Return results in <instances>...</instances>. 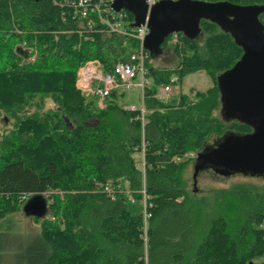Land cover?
<instances>
[{
	"label": "trees",
	"instance_id": "1",
	"mask_svg": "<svg viewBox=\"0 0 264 264\" xmlns=\"http://www.w3.org/2000/svg\"><path fill=\"white\" fill-rule=\"evenodd\" d=\"M198 1L264 8V0ZM124 11L132 27L134 17ZM260 21L264 28V10ZM200 27L196 39L183 33L165 39L162 48L173 47L178 58L173 69L152 66L145 49L154 88L143 91V122L141 109L120 104L118 92L101 108L76 86L81 66L97 61L112 73L139 51L138 39L111 33L97 20L89 28L54 0H0V225L24 211L28 197L49 194L47 215L33 217L40 230L25 250L27 264H258L264 258V187L237 184L200 195L188 184V168L211 137L253 131L225 119L218 87L242 47L213 22L202 20ZM197 72L214 86L170 104L158 97L159 85ZM188 153L196 156L184 158ZM107 185L115 199L104 192ZM143 190L146 220L128 209L127 191L142 202Z\"/></svg>",
	"mask_w": 264,
	"mask_h": 264
},
{
	"label": "water",
	"instance_id": "2",
	"mask_svg": "<svg viewBox=\"0 0 264 264\" xmlns=\"http://www.w3.org/2000/svg\"><path fill=\"white\" fill-rule=\"evenodd\" d=\"M113 9L130 12L133 28L147 26L144 48L151 56L162 49L169 36L183 33L191 39L198 38L202 20L217 24L233 37L243 55L218 77L222 112L226 120L245 123L253 131L225 134L214 147L197 154L194 179L204 169L224 177L264 175V28L260 21L264 8L229 2L162 0L149 9L146 0H114ZM23 210L33 217H45L47 201L35 195Z\"/></svg>",
	"mask_w": 264,
	"mask_h": 264
},
{
	"label": "rangeland",
	"instance_id": "3",
	"mask_svg": "<svg viewBox=\"0 0 264 264\" xmlns=\"http://www.w3.org/2000/svg\"><path fill=\"white\" fill-rule=\"evenodd\" d=\"M204 37L200 38L202 44ZM150 63L156 68L173 69L178 65V58L174 54L173 47H163L157 53L151 56ZM151 88H154L153 84H150ZM214 86L212 79L204 72H197L185 77L181 83L178 84V80L175 82V86L172 91L161 97V100L165 103H173L178 100L181 94H192L196 92H205ZM157 89V88H156ZM118 94H121L120 104L134 106L140 108L143 104L142 91L140 88L124 89L120 88L116 90ZM51 103L48 102V107H51ZM221 138L213 136L207 142V147H214ZM196 156V155H195ZM135 160L139 168L143 167V157L140 154L135 155ZM195 165L193 162L187 171L188 184L190 189L196 193L203 195L207 191L219 188H229L237 184L257 185L264 187V175L262 176H247L242 174H236L231 176H220L216 174L212 169H204L199 172L197 178L194 179ZM48 195H42L48 203ZM32 198V197H31ZM31 198L26 199V203ZM25 203V204H26ZM128 209L133 214H139L144 212V205L142 202L131 203L128 201ZM11 223L7 224V223ZM40 230V225L33 220V216L27 215L24 211L10 216L7 220L0 225V264H27L25 261V250L30 243L31 239L35 236L34 233ZM25 253V254H24ZM263 259H257L256 263L260 264Z\"/></svg>",
	"mask_w": 264,
	"mask_h": 264
},
{
	"label": "built area",
	"instance_id": "4",
	"mask_svg": "<svg viewBox=\"0 0 264 264\" xmlns=\"http://www.w3.org/2000/svg\"><path fill=\"white\" fill-rule=\"evenodd\" d=\"M162 0H146V3L151 9L154 5ZM114 0H54V4L62 9L67 7L72 10L73 18H81L87 20L88 27L91 28L94 21L97 20L109 32L123 34L135 37L140 41V49L137 53L131 56L127 63H119L115 66L114 72L105 73L102 66L97 61L87 62L80 67L76 86L87 96H96L98 105L103 108L105 100L116 90L121 87L124 89L140 88L143 91L146 86H150V80L147 78V70L145 68L146 54L144 41L149 33L146 25L140 28H133L129 25L127 14L124 10L115 11L113 9ZM65 15V14H64ZM177 77L171 79V84H162L157 87V95L159 98L168 95L173 84L177 81ZM130 110H136L130 107ZM142 112V121L144 122V107H140ZM194 153H188L184 158L194 157ZM181 158H176V162L181 161ZM104 192L109 194L112 199H115L116 193L111 186H105ZM143 193V205L145 220L150 216L147 211V196L145 190ZM128 200L131 203H136L133 195L127 191Z\"/></svg>",
	"mask_w": 264,
	"mask_h": 264
},
{
	"label": "crops",
	"instance_id": "5",
	"mask_svg": "<svg viewBox=\"0 0 264 264\" xmlns=\"http://www.w3.org/2000/svg\"><path fill=\"white\" fill-rule=\"evenodd\" d=\"M126 108H130V107H134V106H129V105H125ZM136 108V107H134ZM137 109V108H136Z\"/></svg>",
	"mask_w": 264,
	"mask_h": 264
}]
</instances>
